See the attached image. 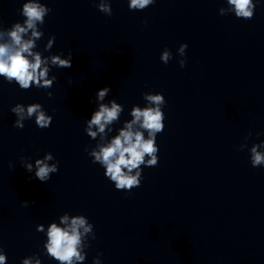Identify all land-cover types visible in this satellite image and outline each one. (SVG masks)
Wrapping results in <instances>:
<instances>
[{"label":"water","instance_id":"1","mask_svg":"<svg viewBox=\"0 0 264 264\" xmlns=\"http://www.w3.org/2000/svg\"><path fill=\"white\" fill-rule=\"evenodd\" d=\"M23 2L0 0V24L23 20ZM44 2L52 11L38 47L55 34L51 51H72L73 63L53 66L51 97L0 77V247L7 264L33 253L42 264H59L43 252L36 225L65 211L95 226L78 264H92L101 252L103 264H264V167H253L240 148L250 130L249 146L264 139L255 135L264 131V0L250 19L219 14L226 0H156L143 10L111 0V16L93 0ZM165 46L173 52L167 64L160 60ZM104 85L111 86L106 99L125 106L121 121L131 118L133 104L145 103L144 92L167 100L158 163L142 166V183L131 190L116 189L84 150L95 144L85 122ZM34 101L52 114L50 126L34 119L14 126L12 105ZM48 151L59 171L42 182L20 158Z\"/></svg>","mask_w":264,"mask_h":264},{"label":"clouds","instance_id":"2","mask_svg":"<svg viewBox=\"0 0 264 264\" xmlns=\"http://www.w3.org/2000/svg\"><path fill=\"white\" fill-rule=\"evenodd\" d=\"M261 0H226L219 8V14H234L237 18L250 19ZM93 3L106 15H112L111 0H93ZM156 3V0H128L129 9L143 10ZM52 11L44 0H24L19 9L23 20H17L9 27L0 24V77L9 83L15 82L22 89L29 87L43 88L51 97V86L57 79L52 73L53 66L71 67L73 52L67 54L63 50L52 52L55 34H51L43 48L38 42L44 36L47 15ZM147 23V20H145ZM188 42L180 43L177 52L179 64H186V49ZM45 53H48L45 55ZM173 58L172 50L165 46L160 54V60L167 64ZM111 92L110 85H104L95 93V108L86 119V134L94 145H85L84 150L92 158L93 163H99L104 169V175L114 183L116 189L131 190L143 180V167L154 166L159 160V144L157 135L165 127L164 106L167 103L165 95L160 91L144 92L145 103L133 104L129 109L130 119L121 121L125 106L115 97L106 99ZM10 111L15 114L14 126L23 128L26 120L34 119L40 128L49 127L53 116L43 104L34 101L28 104L17 102ZM253 135L250 130L245 142L240 148L249 152L253 167H264V139L247 143ZM257 137L264 131L255 133ZM21 164L28 173L40 181H48L53 173L59 171V160L51 151L34 159L21 157ZM51 162V163H50ZM13 166L10 162V167ZM28 205V200L23 201ZM37 231L43 232V252L59 264H78L84 262L88 255L87 249L96 238L95 226L89 217L83 213L70 215L67 211L58 219L49 223L36 225ZM102 252L93 257L92 264H103ZM7 252L0 247V264H7ZM21 264H42L39 253L24 256Z\"/></svg>","mask_w":264,"mask_h":264}]
</instances>
